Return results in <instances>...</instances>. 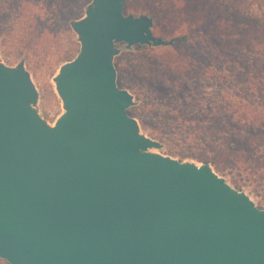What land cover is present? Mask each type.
Listing matches in <instances>:
<instances>
[{
  "label": "water",
  "instance_id": "1",
  "mask_svg": "<svg viewBox=\"0 0 264 264\" xmlns=\"http://www.w3.org/2000/svg\"><path fill=\"white\" fill-rule=\"evenodd\" d=\"M128 0H92L42 118L23 60L0 58V258L8 264H264V209L204 162L153 149L117 83L118 43L168 46Z\"/></svg>",
  "mask_w": 264,
  "mask_h": 264
},
{
  "label": "rangeland",
  "instance_id": "2",
  "mask_svg": "<svg viewBox=\"0 0 264 264\" xmlns=\"http://www.w3.org/2000/svg\"><path fill=\"white\" fill-rule=\"evenodd\" d=\"M92 0H0V58L4 63L10 66L16 65L20 60L24 61L25 68L30 72L31 78L36 85L39 93L38 109L42 118L53 124L56 118L63 112L61 99L56 93L55 82L53 80L59 66L72 59L79 50L78 35L73 30L72 24L75 20L85 15L86 8ZM167 0H128L124 7L125 14L139 15L148 14L144 10L153 9L154 11H166ZM209 0L198 1L199 12L197 18H207L205 14L214 12L218 6H209ZM228 4L234 6L239 12L260 19L264 22V0H226ZM155 8V9H154ZM209 11V12H210ZM149 15V14H148ZM151 16V15H149ZM167 14H161L158 19L153 18V33L165 40L173 39L167 50L176 52L184 57L185 54H200L206 57V63L212 64L219 76L214 81L213 88H203L206 96L201 99V104H205L211 97V89L224 88V85L238 87L235 74L239 59L237 58L238 47L232 51L219 49V60L229 57L232 53L234 61L231 71L221 68L220 64L215 62V55L212 45V37H225L224 34H233L238 36L243 24H236L231 21L209 19L204 24H195L189 22L190 19H184L178 22L169 21ZM156 26V27H155ZM174 31L173 35L167 32ZM244 33H248L243 31ZM186 34V40L177 39ZM234 39V38H233ZM120 52L114 58V64L117 69V83L120 87L127 89L134 96L135 105L129 108L130 114L135 117L140 125L141 131L162 143L159 149H153L160 153L172 156L179 160H189L200 163L201 161L192 157H180L177 152L185 154H201L204 148L195 138H185V132H177L174 124H160L149 111L144 110L145 104L141 93L142 87H148L149 80H146L141 71V66L151 58V53L145 48L137 49L135 45L127 49L124 43H118ZM147 46V45H146ZM172 46V49L170 48ZM149 47V46H148ZM160 47V46H158ZM219 48V45L215 48ZM226 47V46H225ZM166 50V49H165ZM234 57V58H233ZM229 60V59H227ZM229 64V63H228ZM217 66H220L217 68ZM242 70V69H241ZM225 77L227 80L222 79ZM140 88V90L137 89ZM140 91V92H139ZM140 94L137 99L135 93ZM185 92V91H184ZM166 102L177 107H183V103L194 104L189 99L185 102L177 96L175 92L161 93ZM169 106H167L168 108ZM174 128V129H173ZM176 152V153H175ZM215 169V168H214ZM225 177L234 187L232 173L229 171L217 172ZM245 175V174H244ZM237 176V175H236ZM241 182L243 178L237 177ZM247 185L242 186L241 190L247 192L255 201L256 205L264 209V180L247 181ZM237 188V187H236ZM0 264H8L5 259L0 258Z\"/></svg>",
  "mask_w": 264,
  "mask_h": 264
},
{
  "label": "trees",
  "instance_id": "3",
  "mask_svg": "<svg viewBox=\"0 0 264 264\" xmlns=\"http://www.w3.org/2000/svg\"><path fill=\"white\" fill-rule=\"evenodd\" d=\"M198 1L167 0L166 11L161 14L166 13V19L174 22L188 18L189 22L202 25L211 15L214 20L243 24L245 27L238 36H234L235 33L224 34L223 38L215 35L211 42L215 62L223 71L228 69L226 65H230V72H233L236 60L232 59L231 52L229 57L219 60V49L232 51L238 47L239 62L235 74L239 88L224 85L218 90L211 89L208 99L213 101L201 104V99L206 96L203 88H213V80L219 77L213 71L215 66L206 63L205 56L187 53L181 57L168 51L169 47L135 44L137 49L153 52L141 66L143 76L149 80L148 87L141 88L145 104L143 111L148 110L160 124H174L177 132H185L186 139L193 137L207 149L201 154L177 152L181 158L188 156L210 163L217 172L229 171L233 174V184L241 188L247 185V181L264 180V22L239 12L226 0H209V6L217 5L218 9L211 12L209 8L210 12L205 14L208 19L200 20L197 18ZM144 11L154 19L161 15L160 10ZM167 33L173 35L174 31ZM187 38L188 35L183 34L177 39L184 41ZM217 45L219 48H215ZM222 79L227 80L225 77ZM166 91L175 92L183 102L194 100V104L183 103V107L171 105L161 94ZM137 92H134L135 96L140 99ZM237 177L243 178V182Z\"/></svg>",
  "mask_w": 264,
  "mask_h": 264
}]
</instances>
